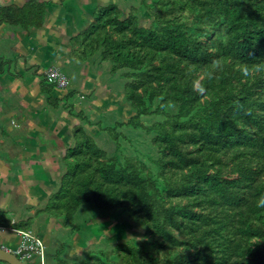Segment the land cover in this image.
<instances>
[{"label":"trees","instance_id":"obj_1","mask_svg":"<svg viewBox=\"0 0 264 264\" xmlns=\"http://www.w3.org/2000/svg\"><path fill=\"white\" fill-rule=\"evenodd\" d=\"M49 1L0 0V27L43 28ZM75 35L72 59L120 73L133 116L99 125L113 135L114 150L103 142L109 153L78 111L45 211L68 228L89 204L95 218H126L143 232L141 241L90 251L81 264H264V0H140L130 8L111 0ZM17 60L0 55V77L17 74ZM40 76L47 107L73 116L68 101L78 91L55 97ZM148 116L162 120L140 122ZM124 127L153 135L156 173L122 154L116 132ZM5 213L0 228L11 225Z\"/></svg>","mask_w":264,"mask_h":264},{"label":"rangeland","instance_id":"obj_2","mask_svg":"<svg viewBox=\"0 0 264 264\" xmlns=\"http://www.w3.org/2000/svg\"><path fill=\"white\" fill-rule=\"evenodd\" d=\"M19 1L21 2L22 0ZM113 1L119 7L127 6L130 8L138 5L140 0ZM49 2L54 4V9L51 12L56 21L59 22V18L67 12L68 16L70 13V15L78 17L76 21L78 22L93 13L96 7L105 6L107 0H50ZM92 10L94 11L92 12ZM87 22L89 21L81 22L74 27H79ZM32 30L35 29L26 31L20 27L7 25L0 27V55L4 54L14 62L21 35V42L26 47L23 48L26 52L28 51L29 56L27 60L18 58L19 66L25 68L27 70L25 71L26 74H29L25 75L26 82L24 83L23 79H10L6 75L5 83H9V86L0 94L3 98L10 99L12 103L13 101L15 103L17 97L20 96L18 99L24 102L23 111L25 112L23 121L15 118L16 114L13 115V119L5 116L0 120V129L5 130L4 135L0 131V208H2L0 212L5 211L4 216L6 218L15 220L14 227L16 229V225L20 227L29 224L31 232L40 233L37 237L43 245V253L41 254V251L35 250L31 256L22 259L24 264H59V262L81 264L85 262L90 251H111L114 250L116 244L126 242L132 238H138L141 241L143 238L141 227L126 218L120 221L108 218H95V215L91 214L89 210L91 208L89 204L83 205L78 211L72 227H65L55 217H42L40 215L36 219L37 211L38 213H45L44 209L47 206V199L50 198L60 183L59 179L55 178L52 181L53 184L48 186L42 180L43 178L39 177L40 174L44 175L42 167L52 164L54 169H59L60 159L57 158V162L48 148V153L51 155L50 158H41V161L37 158L35 159L36 164L32 163L27 167L25 163H22L21 158L18 157L19 153L21 157L32 154L30 149L22 148V144L18 142L19 134H23V132L21 129H17L13 130L15 133H8L2 124L10 122L9 126L14 128L22 123L23 126L27 127L28 132L35 135L37 131L45 133L48 127L52 126L54 128L53 124L59 123L57 130L59 133L64 134V141L68 142L69 138L67 136H70L71 129L80 123V119L76 115L81 108H84L90 120L83 123V125L92 134L95 141L99 143L100 147L111 153L112 149H115V144L111 143V136L113 137V135H108L109 133L105 129L102 131L103 133H100L99 125L102 128L105 126L112 128L116 123H126L133 116V113L128 111L130 107L125 102L123 94H121L125 81L122 80L121 82L120 73L109 75L107 67L98 69L92 65V60L87 63L84 62L85 64H80L74 59L68 60L72 56V53L67 52L69 46H54L58 42L65 40L66 36L63 33H59L62 32L61 28H52L50 33L48 32V36L52 37L55 42L50 41L47 35L37 39L35 37L30 38L26 33ZM67 30L70 35L69 38L72 39L76 36L73 35L74 29L72 27H68ZM5 31L8 33H5ZM69 41L70 39L67 40V44H69ZM19 45L22 46L21 43ZM104 66L107 65L105 64ZM15 68L16 66L13 64V71ZM50 69H57L65 75L69 81V89L80 91L77 96L68 101V105H74L73 116H70L67 113L68 110H63V108L57 111L49 109L43 111V108L47 105L45 104L44 95L39 94L38 82L41 76L36 77V82L33 84L31 81L35 76L31 74H43V72L46 73ZM82 73H85L84 77H82ZM102 73L105 75L103 76ZM31 84L33 86L27 87ZM26 88L32 90H26ZM65 89L61 91L54 90L52 94L55 97L62 98L66 95ZM84 91L87 93L84 94ZM160 120H162L160 117L148 116L142 117L140 122L150 126ZM116 133L120 136L119 145L122 148V154L131 158L138 157L156 173L153 160L157 158L158 152L151 145L153 135H147L143 130H134L128 127L120 128ZM105 139L109 140L112 149L103 144ZM20 149L23 150L20 151ZM46 149L41 150L40 154H46ZM24 165L26 166L25 170H23ZM35 168L36 170H34ZM64 170V167H62V171ZM49 184H51V180H49ZM44 219L47 223H45ZM38 220L45 224L42 226L37 223ZM11 227L12 224L8 227L10 229H0V247L15 245L14 250H16L20 248L22 238Z\"/></svg>","mask_w":264,"mask_h":264},{"label":"crops","instance_id":"obj_3","mask_svg":"<svg viewBox=\"0 0 264 264\" xmlns=\"http://www.w3.org/2000/svg\"><path fill=\"white\" fill-rule=\"evenodd\" d=\"M17 1L20 2L19 0H17ZM109 1H111V0H107V3ZM20 3H22V1ZM100 6H103V5H100ZM53 9H54V5H50V11H53ZM94 10L96 11L97 10V7ZM94 10H92V12ZM95 11L93 13L89 14L87 17L79 20L78 22H76L78 20V17H74L73 15H70V13H69V16H68L67 15V12H66L65 15H63V16H61V18H59L60 19L59 22L56 21L54 15L48 16L47 19H46V24H45V26L43 28L32 30L31 32L26 33V34L29 35L30 38L31 37L32 38L35 37L37 39L38 37H42L44 35H47L48 36L49 33H50V30L52 28H61L62 29V32H59V33H63L64 36H66L65 37V40H62L61 42H58L54 46H56V47L62 46V45L63 46H69V49H68L67 52L68 53H71L70 51L72 50V47L70 45V41H69V44H67V40L70 39L69 38L70 35L68 33V30H67L68 27H72L74 29L73 35L77 34V32H80L81 31L82 25L79 26V27H74V26H77V24H79L81 22L89 21L90 18L93 17ZM57 15H59V14L57 13ZM79 18H80V16H79ZM9 29H11V28L9 27ZM5 33H8V32L5 31ZM49 38H50L49 39L50 41H53L52 37H49ZM21 39H22V37L20 35V39L18 41V47H17V55H15L14 57H16V58L18 57V58L27 60L28 57H29L28 56V51L26 52L25 49L23 48L25 46H23V43L21 42ZM27 40H29V39H27ZM53 42H55V41H53ZM19 43H21L22 46L19 45ZM69 59H72V56L69 57L68 60ZM14 60H16V59H14ZM15 66H16L15 72H17V74H15V75H8L9 78L10 79H23L24 80V83H25L26 82L25 75H29V74H26V72H25L27 70L25 68H21L19 66V60H17V63L15 64ZM84 74L85 73H82V77H84ZM31 75H34L35 76V78L31 81V83L35 84L36 77H38L39 75H42V74L32 73ZM43 76H45V72H43ZM41 77H40L39 82H38L39 83L38 88L40 89L39 94H42L41 88H40V82L42 80ZM5 79H7V76L6 75H3V76L0 77V94L4 90H6L8 88V86H9V83H7V84L5 83ZM30 86H33V85L31 84V85H29L27 87H30ZM68 88H69V86H68ZM26 90H32V89L26 88ZM55 90H57V91L60 90L61 91L62 89L56 87ZM18 98H20V96H18L17 99H16V102L18 100L17 103L16 102L14 103V101L12 103V101L10 99L3 98L2 96H0V120H1V118L5 117V116L7 118L13 119L14 118L13 115L16 114L17 116L15 118L20 119V120L23 121L24 116H25V114H24L25 112L23 111V109H24V104L23 103L24 102H22V100H20ZM47 109L52 110L51 108H49V107L46 106L45 108H43V111H47ZM10 124L11 123L9 122L8 124H2V126L7 129L8 133L9 132H13V130L21 129V131L23 132V134H19L20 136L18 138V140H19L18 142H19V144H22L21 145L22 148H25L26 147V149H30L32 151V154H29L27 156H24L25 158L24 157H21L20 156V153L18 154V157L21 158L22 163H25V165L27 167L29 166V164L31 165L32 163L36 164V160L35 159H37V158L39 160L41 158H50L51 155H49V153H48V148L51 150V152H52L51 154L53 155V158H56L57 162H58V159L57 158L60 159V162H59V166L60 167H59V169H54V167L52 166V164H47L44 167H42L43 168V172L42 173L44 175L40 174L39 177H42L43 178L42 180L45 181L46 184H48V186H51L53 184V182H52L53 179H55V178L59 179L60 175L63 173V171H62V167H63L62 158H64V156L66 155V149H64V144L67 145V146H70L71 145L72 138H73V128L71 129L70 136H67L69 138L68 142H65L64 141V138H63L64 137V134L63 133L62 134L59 133V131L57 130V127H58L59 123H54L53 124V127L54 128H52V126L51 127H48V129H46L45 133H42V132L40 133V132L37 131V133L35 135H33L30 132H28L29 130L27 129L26 126H23L22 123L19 124L20 126L14 127V128H11V126H9ZM0 131H1L2 135L5 134V130L0 129ZM13 133H15V132H13ZM45 148H47L46 149L47 150V153L44 154V155H41L40 154L41 153L40 151L43 150V149H45ZM22 150L23 149H20V151H22ZM25 165H24V169L23 170L26 169V166ZM34 170H36V168ZM49 180H51V184H49ZM49 200H50V198L47 199V202H46L47 204L49 203ZM46 208H47V206H46ZM46 208L44 209V211L46 210ZM40 215L42 217L45 216V217H50L51 218V215H49L48 213H46V211H45V213H43V212L38 213V211H37L36 216H35L36 219ZM44 221H45V223H47V221L45 219H44ZM28 223H29V221H28ZM37 223L41 224L42 226L45 224V223H41L39 220L37 221ZM37 234H40V233H37ZM8 246H11L12 247L11 250H13L15 245H8Z\"/></svg>","mask_w":264,"mask_h":264},{"label":"built area","instance_id":"obj_4","mask_svg":"<svg viewBox=\"0 0 264 264\" xmlns=\"http://www.w3.org/2000/svg\"><path fill=\"white\" fill-rule=\"evenodd\" d=\"M45 80L50 85L56 86L60 89H65L69 85L68 79L65 77L64 74H62L57 69H50L45 73ZM12 224H14V221H12ZM1 230L10 229L8 227L0 228ZM17 234L22 238L21 239V246L20 248L16 250H11L8 247H4L6 250L12 252L15 255L21 254L22 252H27L29 250H39L41 251V254L43 253V245L40 241V239L37 236H34L31 234L30 231H22L20 229H16L14 227H11ZM26 256V255H25ZM23 256V258L25 257ZM30 256V255H28Z\"/></svg>","mask_w":264,"mask_h":264},{"label":"water","instance_id":"obj_5","mask_svg":"<svg viewBox=\"0 0 264 264\" xmlns=\"http://www.w3.org/2000/svg\"><path fill=\"white\" fill-rule=\"evenodd\" d=\"M0 19H1V9H0ZM0 261L7 264H24L23 261L17 257V255L6 250L4 247H0Z\"/></svg>","mask_w":264,"mask_h":264},{"label":"clouds","instance_id":"obj_6","mask_svg":"<svg viewBox=\"0 0 264 264\" xmlns=\"http://www.w3.org/2000/svg\"><path fill=\"white\" fill-rule=\"evenodd\" d=\"M258 203H259V205L260 206H262V207H264V198H260L259 200H258ZM9 217V216H8ZM13 217V216H12ZM12 219V218H11ZM12 221H14V224H15V220L14 219H12L11 220V224H12ZM13 224V225H14ZM18 229V228H17Z\"/></svg>","mask_w":264,"mask_h":264}]
</instances>
